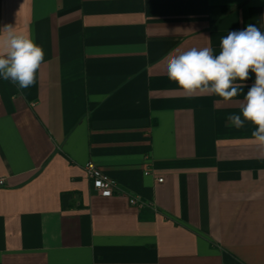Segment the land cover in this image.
<instances>
[{"label":"crops","instance_id":"obj_1","mask_svg":"<svg viewBox=\"0 0 264 264\" xmlns=\"http://www.w3.org/2000/svg\"><path fill=\"white\" fill-rule=\"evenodd\" d=\"M5 25L45 57L29 88L0 78V264H264V149L226 119L255 74L224 102L166 71L264 31V0H0Z\"/></svg>","mask_w":264,"mask_h":264},{"label":"clouds","instance_id":"obj_2","mask_svg":"<svg viewBox=\"0 0 264 264\" xmlns=\"http://www.w3.org/2000/svg\"><path fill=\"white\" fill-rule=\"evenodd\" d=\"M0 37V78L21 90L35 85L44 63L43 47L11 25L0 28ZM166 71L168 79L186 96L215 95L224 102L239 96L244 82L254 73L255 81L244 94L240 114H230L226 119L236 129L251 123L252 137L264 149V31L248 25L228 32L221 38L218 55L209 47L174 51L168 56Z\"/></svg>","mask_w":264,"mask_h":264},{"label":"built area","instance_id":"obj_3","mask_svg":"<svg viewBox=\"0 0 264 264\" xmlns=\"http://www.w3.org/2000/svg\"><path fill=\"white\" fill-rule=\"evenodd\" d=\"M84 169L87 177L92 182L93 187L97 189L101 193V195L109 196L113 193L120 192L117 183L113 179L109 178L105 173L100 171L93 162H88L85 165ZM145 173L147 174L148 171H146ZM158 180L162 181V178H158ZM2 183L3 179L0 178V184ZM129 202L131 204H140V202L135 197H130Z\"/></svg>","mask_w":264,"mask_h":264}]
</instances>
